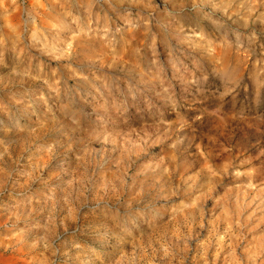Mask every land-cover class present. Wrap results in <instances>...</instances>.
<instances>
[{
    "label": "rangeland",
    "instance_id": "obj_1",
    "mask_svg": "<svg viewBox=\"0 0 264 264\" xmlns=\"http://www.w3.org/2000/svg\"><path fill=\"white\" fill-rule=\"evenodd\" d=\"M0 264H264V0H0Z\"/></svg>",
    "mask_w": 264,
    "mask_h": 264
},
{
    "label": "bare ground",
    "instance_id": "obj_2",
    "mask_svg": "<svg viewBox=\"0 0 264 264\" xmlns=\"http://www.w3.org/2000/svg\"><path fill=\"white\" fill-rule=\"evenodd\" d=\"M250 179H251V177H250ZM253 199V198H252ZM254 200H255V198H254ZM257 200V199H256ZM250 204H248V206H249ZM255 206V205H254ZM255 209V208H254ZM258 212V211H257Z\"/></svg>",
    "mask_w": 264,
    "mask_h": 264
}]
</instances>
